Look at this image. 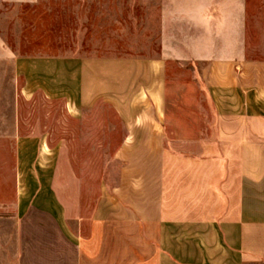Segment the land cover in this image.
Instances as JSON below:
<instances>
[{
  "label": "crops",
  "instance_id": "obj_1",
  "mask_svg": "<svg viewBox=\"0 0 264 264\" xmlns=\"http://www.w3.org/2000/svg\"><path fill=\"white\" fill-rule=\"evenodd\" d=\"M233 15L165 14L133 55L103 48L132 59L75 72L97 187L67 207L24 183L15 264H264V59Z\"/></svg>",
  "mask_w": 264,
  "mask_h": 264
},
{
  "label": "rangeland",
  "instance_id": "obj_2",
  "mask_svg": "<svg viewBox=\"0 0 264 264\" xmlns=\"http://www.w3.org/2000/svg\"><path fill=\"white\" fill-rule=\"evenodd\" d=\"M198 9L211 19L234 13L251 59H264V0H0V264L16 261L24 183L32 194L37 179L47 181L67 207L70 193L97 187L86 182L100 177L101 153L86 130L100 128L101 116L87 125L85 89L70 87L75 72L80 85L86 61L132 59L124 55L159 32L163 15ZM119 47L124 55L103 56Z\"/></svg>",
  "mask_w": 264,
  "mask_h": 264
}]
</instances>
